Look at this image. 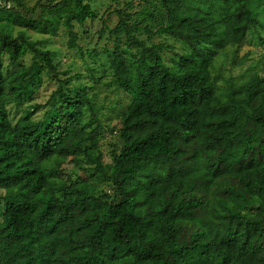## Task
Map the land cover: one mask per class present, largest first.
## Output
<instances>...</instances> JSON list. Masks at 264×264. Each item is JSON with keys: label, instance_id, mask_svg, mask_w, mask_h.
<instances>
[{"label": "trees", "instance_id": "16d2710c", "mask_svg": "<svg viewBox=\"0 0 264 264\" xmlns=\"http://www.w3.org/2000/svg\"><path fill=\"white\" fill-rule=\"evenodd\" d=\"M93 1L0 0V264H264V68L214 75L251 31L264 44V0L112 10L98 38L130 99L109 160L89 94L101 76L60 71L48 45L61 29L80 51ZM45 75L55 88L11 125L7 106Z\"/></svg>", "mask_w": 264, "mask_h": 264}, {"label": "rangeland", "instance_id": "374dc122", "mask_svg": "<svg viewBox=\"0 0 264 264\" xmlns=\"http://www.w3.org/2000/svg\"><path fill=\"white\" fill-rule=\"evenodd\" d=\"M24 1L26 4L32 5L37 0ZM42 1L46 2L48 0ZM91 6L95 10L96 18L91 22L87 21L82 27L76 26L79 35L77 43L80 51L78 48L68 49L66 47V37L61 29L57 35L50 39L51 44L48 43V45L57 52L56 61L59 64L60 71L69 69L70 74L79 71L84 74V68L86 67V63H88L90 66L96 67L94 68L97 70L96 75L99 74L101 76L99 81L89 88V94L98 108V116L103 125L100 145L105 154V159L109 160L110 151L119 145L116 135L119 115L129 102L130 97L123 90L116 88L112 83V75L105 55V50L113 48L111 38L107 33L101 38H98V35L100 29L104 28V25L111 28L116 22V14L112 11L114 8L123 9L127 12H138L147 6V3L144 0H119L117 3L110 0H94ZM82 30L86 32L82 33ZM255 33V30L251 31L249 33L250 39L247 36L246 41L242 45L236 47L229 46L217 54L214 63L215 76L241 78L243 75H247L257 62H259L257 67L264 68V44L258 42ZM94 52L97 53L95 57L91 56ZM167 54L168 52L164 54L165 60L168 58ZM25 62H28V56ZM261 64H263V67H260ZM55 86V81L45 75L42 85L36 90L32 100L9 104L7 110L11 125H14L19 120L23 110L30 104L44 102ZM40 114L41 111L37 112L34 117ZM68 170L71 171L73 177L79 172H84L90 177L92 172L88 165L81 163H78L74 169ZM96 186L99 190L100 187L97 184Z\"/></svg>", "mask_w": 264, "mask_h": 264}]
</instances>
